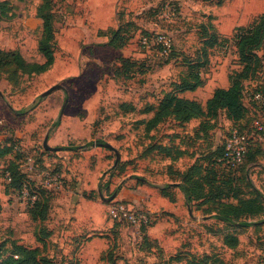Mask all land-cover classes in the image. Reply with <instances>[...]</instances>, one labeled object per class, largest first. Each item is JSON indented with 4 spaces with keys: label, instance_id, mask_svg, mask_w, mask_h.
I'll use <instances>...</instances> for the list:
<instances>
[{
    "label": "rangeland",
    "instance_id": "rangeland-1",
    "mask_svg": "<svg viewBox=\"0 0 264 264\" xmlns=\"http://www.w3.org/2000/svg\"><path fill=\"white\" fill-rule=\"evenodd\" d=\"M117 1L0 0V49L25 61L0 67V148L12 145L0 156V252H11L15 240L38 245L57 264H79L77 243L68 253L61 244L80 239L88 255L86 240L94 237L88 244L102 254L113 248L117 264H186L188 257L264 264V112L250 99L264 87V31L246 66L230 38L256 23L264 0ZM42 10L54 19L47 64L39 49ZM117 27L123 44L112 45L107 37ZM156 32L170 38L166 55L142 46L141 37ZM124 58L132 65L124 67ZM196 71L202 84L182 96L205 109L215 88L242 80L244 118L233 121L219 107L213 114L184 109L177 119L167 109L147 127L160 96ZM55 83L62 87L41 96ZM146 104L153 108L143 111ZM233 128L247 132L249 154L237 173L218 165L213 172ZM45 134L55 150L43 148ZM105 143L118 151L116 163ZM12 159L26 180L21 189L2 173ZM42 189L46 215L33 219L27 211ZM117 200L150 212V222L141 228L111 220L107 208ZM235 206L249 212L233 214Z\"/></svg>",
    "mask_w": 264,
    "mask_h": 264
},
{
    "label": "trees",
    "instance_id": "trees-1",
    "mask_svg": "<svg viewBox=\"0 0 264 264\" xmlns=\"http://www.w3.org/2000/svg\"><path fill=\"white\" fill-rule=\"evenodd\" d=\"M46 1V0H42ZM45 4H42V8H44ZM40 17L42 19V38L41 42L39 44V49L42 51V53L46 56V62L50 63L52 60V50L51 48L46 44V41H48L51 37L54 25V19L50 17V15L47 12L40 13ZM120 27L115 28V30H112V36L110 38V43L112 45H121L122 42V34L121 30H119ZM262 28L264 31V12L259 16V19L254 23L253 25H250L246 28L242 29H236L233 34L231 35V39L233 41L234 46L237 48L238 54L240 55L241 60L245 61L247 65V59L249 54V49L252 47V45L256 44L261 36ZM150 35V34H147ZM227 39V38H226ZM20 63L24 64L25 61L20 56L19 53L13 50H2L0 49V67L9 66L12 63ZM133 61H128V58H124L122 60V65L130 66L132 65ZM43 64V65H45ZM244 66V67H245ZM247 67L244 68V71H247ZM202 84L201 77L199 76V73L196 72H189L187 76L183 75L181 78L178 79V81L173 82V89L164 92L161 97L159 98L156 108L153 112V116L149 118L146 122V126L148 127V123H152L157 119H161L165 114H163V111L169 110V113L172 114L175 118L179 119L180 114L184 109L191 110L188 115H194L196 114H213L215 113L217 108H223L225 110L226 116L233 120V121H239L242 120L247 112V106L243 102V82L242 80H234L231 81V83L228 86L225 87H217L213 90L210 97L207 98L205 102V109L200 104V102L184 97L181 94L184 92V90H194L195 88L199 87ZM255 91H260L264 94V87L258 86L255 87L251 94ZM254 102V101H253ZM255 103V102H254ZM256 104V103H255ZM147 106L144 108L143 111H148L149 109L153 108L150 104H146ZM195 110V111H193ZM239 132H244L243 130H239ZM247 133V132H246ZM225 142V141H224ZM249 138H248V150L246 153V156L249 154ZM223 146L219 147V152L216 154L214 158V165H212L213 172L218 171L217 167L221 166L227 174H235L240 170L241 165L236 167H229L225 164H223L222 161H219V157L222 154ZM17 151L21 153L17 148ZM12 150V145L7 146L4 145L0 148V156H3L4 154L9 153ZM17 152V153H18ZM218 165V166H216ZM2 173L5 176L8 186L13 189H21L22 186L25 183V179L23 174L20 172L18 168V163L15 159H12L7 163L6 166L2 168ZM7 174V175H6ZM223 175V174H222ZM218 177V176H217ZM220 177V176H219ZM9 178V179H7ZM170 188V187H168ZM165 188H161V193L167 195L164 191ZM34 193H36L35 199L31 203L28 213L31 215L33 219L45 217L46 214H44L46 206L43 204L47 202L45 198H47L46 192L42 190H35ZM1 207V203H0ZM42 207V210L39 213L35 212L36 209H39ZM234 210L232 213L239 215L244 212H249V210H246L245 208H238L237 206L233 207ZM145 211V210H144ZM114 221V220H113ZM116 222V221H115ZM150 222V212H147V220L140 226L141 228H144L145 225H147ZM38 242H41L44 244V240L42 237L36 238ZM8 245L10 246L9 249H12L11 252L9 251L6 255L4 254L5 248H1L0 254H4L5 256L0 257V264H57L56 260H54V256H51L49 254L44 255L39 249L40 247L37 246H27L23 243H20L15 240H11L8 242ZM4 251V252H3ZM105 253L100 256L101 262L98 264H117L116 258L114 255L113 248L109 247L104 251ZM43 254V255H42ZM180 259H183L181 257ZM186 264H208L204 262L201 259H196L192 257L185 258Z\"/></svg>",
    "mask_w": 264,
    "mask_h": 264
},
{
    "label": "built area",
    "instance_id": "built-area-1",
    "mask_svg": "<svg viewBox=\"0 0 264 264\" xmlns=\"http://www.w3.org/2000/svg\"><path fill=\"white\" fill-rule=\"evenodd\" d=\"M141 43L142 46L147 49L158 47L159 53L161 55L168 54V51L171 47L170 38L165 34L159 32H156L153 35L142 36ZM250 99L258 104L261 107V110L264 112V94L262 92H253ZM253 127H255L257 130L262 129V125L257 119L253 120ZM247 150V133L239 132L236 128H233L225 139L222 154L218 159L219 161H222L223 164L229 167H236L241 165L245 161ZM29 159L30 158H28V160ZM34 199L35 195L33 194L32 202ZM107 215L111 220L135 227H140L147 220L146 211L134 210L133 208L128 207L125 202L119 200L114 201L108 205Z\"/></svg>",
    "mask_w": 264,
    "mask_h": 264
},
{
    "label": "crops",
    "instance_id": "crops-1",
    "mask_svg": "<svg viewBox=\"0 0 264 264\" xmlns=\"http://www.w3.org/2000/svg\"><path fill=\"white\" fill-rule=\"evenodd\" d=\"M117 2H121V0H118ZM128 9V8H127ZM126 9V10H127ZM111 36H112V34H111ZM111 36L108 38L107 37V39H110L111 38ZM161 97V96H160ZM138 193L137 192H134V191H131V194H130V196H129V198H131V199H135V200H138V198L140 197V195L138 196L137 195ZM88 239V241L86 240V243L88 242H93V239H94V237H92L91 239H89V238H87ZM90 240V241H89ZM78 241V242H77ZM73 242H76L77 243V246H76V248H75V250H73L74 252L72 253L73 254V256H74V259H76V260H78V262H79V264H86L85 263V260H86V258H88V260H89V263H91L92 262V264H98L97 262L99 261V259H100V256L102 255V250H97V249H95L91 244H88L87 243V246H89V248H90V250H89V254L88 255H85L81 250H80V247L83 245L82 243H83V241H81L80 242V239L79 240H76V241H69V243L68 242H65V243H62L61 244V247H62V250L65 252V253H68V249L71 247V245H72V243ZM51 256H53V255H51ZM81 259H82V261H81ZM54 260H56L55 258H54ZM57 262V261H56ZM100 262H101V260H100ZM99 262V263H100Z\"/></svg>",
    "mask_w": 264,
    "mask_h": 264
},
{
    "label": "water",
    "instance_id": "water-1",
    "mask_svg": "<svg viewBox=\"0 0 264 264\" xmlns=\"http://www.w3.org/2000/svg\"><path fill=\"white\" fill-rule=\"evenodd\" d=\"M61 87H62L61 84L55 83V84L51 85L50 87H48L46 90H44V91L41 93V96H45V95H47L49 92H51L52 90H54V89H59V88H61ZM47 138H48V136H47V134H45V136H44V138H43V140H42V146H43V148L46 149V150H55L56 147H54V146H50V145L47 143ZM105 145H106L107 147H109V148H111V149L114 150V152H115V160H114V163H116V162L118 161V158H119V153H118V151H117L114 147H112L109 143H105ZM100 194H101V193H100ZM114 196H115V192H114L113 194H111L110 196L105 197V200L109 201V200H111Z\"/></svg>",
    "mask_w": 264,
    "mask_h": 264
}]
</instances>
